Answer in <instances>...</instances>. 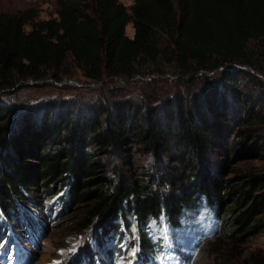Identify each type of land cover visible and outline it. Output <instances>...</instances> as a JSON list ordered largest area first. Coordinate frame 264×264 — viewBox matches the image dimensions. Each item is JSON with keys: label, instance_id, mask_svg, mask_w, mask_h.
I'll use <instances>...</instances> for the list:
<instances>
[{"label": "trees", "instance_id": "16d2710c", "mask_svg": "<svg viewBox=\"0 0 264 264\" xmlns=\"http://www.w3.org/2000/svg\"><path fill=\"white\" fill-rule=\"evenodd\" d=\"M130 1L125 7L117 0H56V17L37 21L32 8L0 13V96L47 75L58 81L67 63L93 82L162 74L160 61L183 76L229 66L226 75H236L228 81L237 84L246 72L241 67L264 77V0ZM128 23L132 37L125 34ZM225 82L218 83L220 95L204 91L192 106L175 100L157 109L97 100L83 103L84 113L66 104H30L18 112L0 99V217L13 223L37 199L56 200V220L73 215L63 225L82 237L81 258L91 240L103 246L121 238L130 216L138 253L147 254L157 246L149 243L150 219L176 224L201 199L219 220L217 241L259 232L264 173L226 179L221 167L201 164L227 121L245 108L244 97L233 98ZM257 122L264 124V116ZM235 134L239 151L259 153L249 125ZM145 154L150 172L139 163Z\"/></svg>", "mask_w": 264, "mask_h": 264}, {"label": "rangeland", "instance_id": "374dc122", "mask_svg": "<svg viewBox=\"0 0 264 264\" xmlns=\"http://www.w3.org/2000/svg\"><path fill=\"white\" fill-rule=\"evenodd\" d=\"M117 1L125 7L131 3L130 0ZM29 8L35 13L33 21L56 17V0H0V13L7 16ZM28 29L29 25H26L25 30ZM124 30L128 37H132L133 29L130 23ZM158 68L163 70L162 74L103 78L101 81L93 82L84 79L75 67L67 63L61 68L63 73H59L61 76L58 74L60 76L58 81L52 79L50 75L39 81L28 80L27 84L6 92V95H1L0 99L9 102L8 105L13 106L18 112L23 110V106L30 104L36 107L44 104L49 107L66 104L68 110L74 108L84 113L86 110L83 103L92 104L97 100L104 105L108 100H115L117 103L134 101L140 107L148 102V107L155 109L165 102L173 103L175 100L192 106L204 91L207 93L216 89L218 95L221 94V90L225 92L218 85L223 79L227 82H225L227 89H231L233 98L244 97L245 108L241 110L239 116H236L237 118L227 121L228 124L221 129L222 136H219V139L217 138L212 144L211 150L206 152L205 158L203 157L205 160H201V164L209 170L221 167V174L226 179H232L235 175L247 171L264 173V124L257 122L259 116H264L263 76L241 67L245 68L243 70L246 72L239 76L240 82L237 84L231 80L235 77V73L226 75L231 71L232 67L229 66L219 67L207 73L190 72L185 76L179 75L176 69L163 61H160ZM217 97L215 99H218ZM248 125L262 144L258 154L239 151L235 144L237 141L235 131ZM107 163V168L110 169L111 162L107 161ZM139 163L150 172L152 162L148 154L142 156ZM51 202L52 200L42 198L37 199L35 205L26 206L34 221L28 229L38 225L44 226L33 257L26 264H56L65 258L68 260L72 258L74 246L81 242L82 237L79 234L64 229L63 223L68 222L73 215L63 212L57 221L54 217L57 216L55 207L49 206ZM43 208L51 210L48 218L43 219L40 216ZM194 208L197 210L185 211L176 225H171L163 218L150 221L149 243L159 241L161 246L141 256H138L140 236L135 231L133 216H130V227L125 229L117 242L120 249L112 264H137V259L141 264H257L259 258H264V213L259 216L262 228L259 232L249 234L243 241L226 242L217 241V235L220 233L219 220L213 210L203 203V199ZM14 230L17 233H24L27 229L16 226ZM60 238L63 240L62 243L64 242L62 245L58 244ZM130 238L133 244L129 243ZM98 255L100 258L105 256L102 252Z\"/></svg>", "mask_w": 264, "mask_h": 264}]
</instances>
